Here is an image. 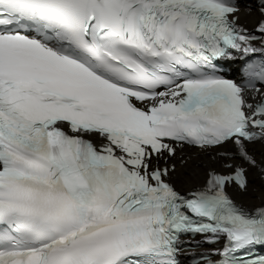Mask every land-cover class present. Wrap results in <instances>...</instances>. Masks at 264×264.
<instances>
[{"label": "snow or ice", "instance_id": "1", "mask_svg": "<svg viewBox=\"0 0 264 264\" xmlns=\"http://www.w3.org/2000/svg\"><path fill=\"white\" fill-rule=\"evenodd\" d=\"M0 264H264V0H0Z\"/></svg>", "mask_w": 264, "mask_h": 264}]
</instances>
